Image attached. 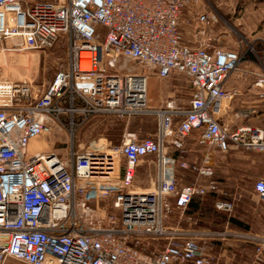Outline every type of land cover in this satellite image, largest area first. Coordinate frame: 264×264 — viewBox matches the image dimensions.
Masks as SVG:
<instances>
[{"label":"built area","instance_id":"obj_1","mask_svg":"<svg viewBox=\"0 0 264 264\" xmlns=\"http://www.w3.org/2000/svg\"><path fill=\"white\" fill-rule=\"evenodd\" d=\"M189 0H0V46L45 50L68 40V66L48 86L0 78V264H216L221 230L169 226L196 195L220 193L212 150L264 151V127L222 126L223 103L238 95L226 81L241 54L186 42L181 18ZM209 26L208 14L198 17ZM188 76L183 107H151L148 75ZM255 85L264 89V73ZM263 97L264 93H260ZM154 115L153 136L128 133L118 145L70 148L68 157L34 152L32 142L55 128L73 131L93 116ZM198 132L200 161H185V141ZM157 164L154 187L137 189V168ZM179 170L205 182L180 181ZM264 205V178L254 184ZM218 210L234 202L218 200ZM192 221V218H189ZM264 258V235L240 234ZM160 247L149 249L151 242Z\"/></svg>","mask_w":264,"mask_h":264},{"label":"rangeland","instance_id":"obj_2","mask_svg":"<svg viewBox=\"0 0 264 264\" xmlns=\"http://www.w3.org/2000/svg\"><path fill=\"white\" fill-rule=\"evenodd\" d=\"M202 14L212 18L209 26L199 21L198 17ZM181 29L187 43L198 46L209 42L216 48L236 51L241 54L239 70L253 69L258 74L264 73V0H189L181 18ZM9 44L5 41L0 46V78L26 80L37 86H48L56 74L68 66L66 36H61L53 47L45 50L13 49ZM128 67L148 75L151 107L162 106L166 99H174L179 105L187 106L191 86L186 74L175 72L163 79L135 63H129ZM251 126L264 127V123ZM157 128L158 119L154 115L126 118L98 115L90 117L74 131L69 127H57L33 143L45 144L39 151L55 152L68 157L72 144L76 149L88 146L105 148L120 144L128 133H135L138 138L151 137ZM197 137L198 132H194L185 141L186 162L200 161L207 150L197 143ZM214 166L216 180L220 182L221 191L218 194L222 200L234 202L233 210H217L213 198L207 196L195 219L190 221L191 217L186 212L173 209L167 224L225 232L224 239L217 241L219 258L216 264H264V258L261 262L254 260V244L242 239L240 235L246 232L264 235V205L254 192L255 182L264 178V151L233 148L226 154H215ZM153 167L150 164L139 168L135 181L137 189L154 187L156 171ZM179 175L183 184L206 181L186 171H181ZM233 219L243 225L233 223ZM160 246L161 242H151L149 249ZM7 264L25 263L9 259Z\"/></svg>","mask_w":264,"mask_h":264},{"label":"crops","instance_id":"obj_3","mask_svg":"<svg viewBox=\"0 0 264 264\" xmlns=\"http://www.w3.org/2000/svg\"><path fill=\"white\" fill-rule=\"evenodd\" d=\"M256 74L258 73L253 69H241L238 72L232 73L227 79L226 88L237 89L238 95L233 100H228L223 103L225 108H223V106L221 112L218 114V120L222 126L236 128L245 124L251 125L264 123V96H260V93H264V89L255 85V81L257 80ZM229 124H237V126H230ZM218 153L226 154L218 150H213V162L215 154ZM150 164L151 166H154L153 168L157 173V164L152 157L144 158L138 166L137 172L140 167H148ZM181 171L182 170H179L180 173Z\"/></svg>","mask_w":264,"mask_h":264},{"label":"trees","instance_id":"obj_4","mask_svg":"<svg viewBox=\"0 0 264 264\" xmlns=\"http://www.w3.org/2000/svg\"><path fill=\"white\" fill-rule=\"evenodd\" d=\"M232 150V149H231ZM212 197L213 200L215 201L214 203H216V201L218 200H222L223 198L220 197V195L218 193H208L206 195H196L192 198L190 204L188 205L187 209H186V214L195 219V216L201 212V209H202V204H203V199L205 197ZM216 207V206H215ZM217 209V208H216ZM218 210V209H217ZM219 211H223V212H228V211H224V210H219ZM233 223L239 225V226H242L243 224L241 222H239L238 220L236 219H233L232 220Z\"/></svg>","mask_w":264,"mask_h":264},{"label":"bare ground","instance_id":"obj_5","mask_svg":"<svg viewBox=\"0 0 264 264\" xmlns=\"http://www.w3.org/2000/svg\"><path fill=\"white\" fill-rule=\"evenodd\" d=\"M35 141V140H34ZM33 141V142H34ZM32 142V143H33ZM32 145V147L30 146V149L32 148L33 149V151L34 152H38L39 151V149H41V148H43V146L45 147V144L43 143L42 145L41 144H35V143H33V144H31Z\"/></svg>","mask_w":264,"mask_h":264}]
</instances>
